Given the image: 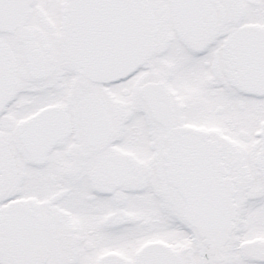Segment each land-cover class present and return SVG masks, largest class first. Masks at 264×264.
<instances>
[{
  "label": "snow or ice",
  "instance_id": "snow-or-ice-1",
  "mask_svg": "<svg viewBox=\"0 0 264 264\" xmlns=\"http://www.w3.org/2000/svg\"><path fill=\"white\" fill-rule=\"evenodd\" d=\"M0 264H264V0H0Z\"/></svg>",
  "mask_w": 264,
  "mask_h": 264
}]
</instances>
